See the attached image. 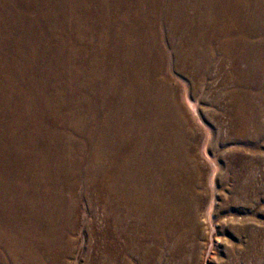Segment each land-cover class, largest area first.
Segmentation results:
<instances>
[{
	"label": "bare ground",
	"instance_id": "6f19581e",
	"mask_svg": "<svg viewBox=\"0 0 264 264\" xmlns=\"http://www.w3.org/2000/svg\"><path fill=\"white\" fill-rule=\"evenodd\" d=\"M186 1L192 15L179 0L167 11L152 0H131L130 6L125 0H103L109 13H115V18L109 14L101 19L104 44L100 35L96 50L88 40L79 48L80 55L81 49L91 55L82 60L79 79L76 75L71 83L80 105L72 119L75 127L89 128V159L102 163V174H89L88 181L93 214L83 253H90L91 263L153 264L167 252L172 230L183 218L188 169L182 133L187 119L167 75V61L171 69L211 80L218 63L226 72L222 86H233L229 92L235 103L246 101L247 88L264 76L259 72L264 67V0ZM159 13L156 21L168 26L169 35L181 34L177 43H166L171 40L167 34L152 32ZM167 49L173 61L167 59ZM83 74L89 78L88 95L75 93ZM18 188L10 194L0 191V238H9L16 260L18 252L22 257L20 262L12 257L11 264H44L50 255L55 257L52 264H67L76 246L71 236L79 197L56 189L34 194L23 185Z\"/></svg>",
	"mask_w": 264,
	"mask_h": 264
},
{
	"label": "rangeland",
	"instance_id": "374dc122",
	"mask_svg": "<svg viewBox=\"0 0 264 264\" xmlns=\"http://www.w3.org/2000/svg\"><path fill=\"white\" fill-rule=\"evenodd\" d=\"M130 1L125 0L126 6ZM152 1L167 11L173 0ZM179 2L189 15L194 13L189 2ZM109 12L103 0H0V191L13 193L20 184L27 193L53 192L62 181L56 190L79 197L77 228L71 233L76 246L67 264H94L90 253H83L93 214L88 181L89 174H102V163L89 159V128L75 127L72 116L80 105L71 83L91 55L83 49L80 55L79 48L88 40L96 50L100 35L103 40L101 19L115 18ZM156 15L152 32L177 43L181 34L169 35L168 26L156 21L161 13ZM168 49L167 59L173 61ZM218 65L211 71L213 82L192 78L178 66L171 69L168 61L165 66L186 114L182 142L189 176L183 218L155 264H264V76L247 88L246 101L239 99L237 106L240 102L229 92L233 86H222L226 72ZM87 78L83 74L78 80L76 94H90ZM9 244L8 237L0 238V264L14 258ZM53 257H45L44 264H52ZM20 258L18 252L14 259Z\"/></svg>",
	"mask_w": 264,
	"mask_h": 264
}]
</instances>
